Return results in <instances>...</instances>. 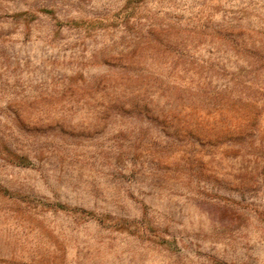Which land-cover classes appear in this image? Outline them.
Segmentation results:
<instances>
[{
    "label": "rangeland",
    "instance_id": "rangeland-1",
    "mask_svg": "<svg viewBox=\"0 0 264 264\" xmlns=\"http://www.w3.org/2000/svg\"><path fill=\"white\" fill-rule=\"evenodd\" d=\"M0 264H264V0H0Z\"/></svg>",
    "mask_w": 264,
    "mask_h": 264
},
{
    "label": "trees",
    "instance_id": "trees-1",
    "mask_svg": "<svg viewBox=\"0 0 264 264\" xmlns=\"http://www.w3.org/2000/svg\"><path fill=\"white\" fill-rule=\"evenodd\" d=\"M3 139L0 137V144H2Z\"/></svg>",
    "mask_w": 264,
    "mask_h": 264
}]
</instances>
